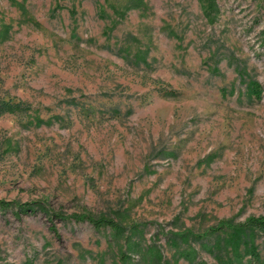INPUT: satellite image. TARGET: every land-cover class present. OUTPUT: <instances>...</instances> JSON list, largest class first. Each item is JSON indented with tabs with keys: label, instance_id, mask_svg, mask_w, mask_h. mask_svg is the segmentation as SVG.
I'll use <instances>...</instances> for the list:
<instances>
[{
	"label": "rangeland",
	"instance_id": "obj_1",
	"mask_svg": "<svg viewBox=\"0 0 264 264\" xmlns=\"http://www.w3.org/2000/svg\"><path fill=\"white\" fill-rule=\"evenodd\" d=\"M127 1L0 0V199L43 205L0 207V264H220L197 234L264 214V0Z\"/></svg>",
	"mask_w": 264,
	"mask_h": 264
},
{
	"label": "trees",
	"instance_id": "obj_2",
	"mask_svg": "<svg viewBox=\"0 0 264 264\" xmlns=\"http://www.w3.org/2000/svg\"><path fill=\"white\" fill-rule=\"evenodd\" d=\"M145 7V3L143 0H128L123 9L114 8V12L118 13L121 17L124 16L125 12L131 8L143 9ZM202 9L204 16L210 22H213L217 14L219 12V8L216 0H202ZM140 57L146 59L142 53H140ZM217 70V67H214ZM242 68H240L241 70ZM247 73L245 70L241 73V76H245ZM246 78V76L244 77ZM248 90L254 96H261L262 86L258 81L249 77L246 80ZM171 94V93H170ZM31 109V106L28 104H24L21 101H11V100H0V114L9 112L16 113L21 111H26ZM36 119L38 121H43L39 114L36 113ZM30 202H17V201H7L0 199V207L1 208H10L12 206L18 207V212H33L36 208H40L42 210V203L38 205L36 208L30 207ZM54 216L60 219H75L77 221H88L93 224L96 228L101 227H109L114 230L116 234L124 235L126 231V226L122 224L115 217H109L105 215L94 216L88 213H72V214H63V213H54ZM132 227L137 228V224H133ZM54 231H56V227H51ZM224 232H228V236L225 239V243L230 247L231 256L227 257L223 254L218 253V260L220 264H236L238 260L242 258V250L244 253L250 255V259L246 264H260L261 256L258 250V246L255 243V236L257 232H260L264 236V214L260 215H252L246 218L244 221H236L234 218H224L218 221L215 226L209 227L203 233H198L197 236L205 237L210 233L221 235ZM128 255L122 254V260H126Z\"/></svg>",
	"mask_w": 264,
	"mask_h": 264
}]
</instances>
